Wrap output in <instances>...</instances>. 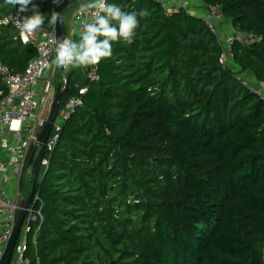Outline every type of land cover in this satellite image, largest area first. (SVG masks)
Instances as JSON below:
<instances>
[{
	"label": "trees",
	"instance_id": "16d2710c",
	"mask_svg": "<svg viewBox=\"0 0 264 264\" xmlns=\"http://www.w3.org/2000/svg\"><path fill=\"white\" fill-rule=\"evenodd\" d=\"M200 1L237 38L228 67L200 17L108 0L150 15L131 43L113 42L98 81L68 69L60 110L87 92L53 152L35 157L43 219L30 225L31 264H264V0ZM33 3L54 30L51 1ZM14 12L0 0V62L20 73L36 50L4 23ZM7 94L0 76V103Z\"/></svg>",
	"mask_w": 264,
	"mask_h": 264
},
{
	"label": "built area",
	"instance_id": "2783aa9c",
	"mask_svg": "<svg viewBox=\"0 0 264 264\" xmlns=\"http://www.w3.org/2000/svg\"><path fill=\"white\" fill-rule=\"evenodd\" d=\"M50 1L51 8L54 11L58 5L54 4L53 0ZM152 1L160 4L167 13L172 14L181 9L189 11L193 0ZM89 2L90 0L86 4ZM83 6L74 12L71 26L68 30V38L73 41L75 40V35H78L80 38L84 22H94L91 13ZM21 17L22 15H18L17 12L10 13L4 17V23L10 24L19 32L24 44H31L35 48L36 56L30 60L26 69L20 73H15L8 66L0 62V76L8 89V94L0 103V148L8 155L6 161H0V261L12 236L20 210V203L12 201L8 197L5 184L19 183L21 186L27 163H29L30 149L34 145L38 133L46 124L47 118L44 117V114L49 113L55 94L52 89L53 76L46 78V74L55 65L53 62L55 57L54 45L49 43L51 39L56 37L55 29L49 30L41 27L31 35H22L17 26V19ZM200 18L222 48L221 65L228 67L234 58L232 45L237 38L233 33L224 38L219 34V23L223 20L222 10L219 7H213ZM245 38L247 41L252 39L249 37ZM83 69L85 70L84 76L86 80L93 82L100 79L97 65L83 67ZM240 74V72H237L236 77L241 84L256 91L255 87L250 86V82L248 83ZM42 80H45V84L41 89L40 82ZM86 92V87L80 88L78 95L72 98L81 101V95H84ZM67 105L63 110L59 111L58 119L48 140L46 148L49 153L53 152L59 140L63 122L80 104L74 108H69ZM59 119L60 122H58ZM48 164V160L43 161L45 168L48 167ZM40 203V197L36 193L14 251V256L17 258L15 264H31L29 258L26 256L27 238L31 230L30 225L43 219L42 208H36Z\"/></svg>",
	"mask_w": 264,
	"mask_h": 264
},
{
	"label": "clouds",
	"instance_id": "9594fccd",
	"mask_svg": "<svg viewBox=\"0 0 264 264\" xmlns=\"http://www.w3.org/2000/svg\"><path fill=\"white\" fill-rule=\"evenodd\" d=\"M53 3L59 5L61 0H53ZM8 5L14 6L18 15L31 13L17 19V26L22 35H31L44 25L45 17L33 0H4V6ZM83 7L91 13L94 22L83 23L79 41L75 42L67 37L58 39L57 36L49 41L54 45L53 62L57 67L69 69L98 65L103 59L112 56L113 42L120 40L132 42L140 22L138 16L144 18L150 15L146 9L139 13L126 12L117 4L108 3V0H90ZM58 22L60 16L54 12L48 23ZM81 103L80 100L72 98L67 106L74 108Z\"/></svg>",
	"mask_w": 264,
	"mask_h": 264
},
{
	"label": "water",
	"instance_id": "95a60500",
	"mask_svg": "<svg viewBox=\"0 0 264 264\" xmlns=\"http://www.w3.org/2000/svg\"><path fill=\"white\" fill-rule=\"evenodd\" d=\"M82 0H63L53 11V13H57L60 16V22L55 24V33L58 39H62L64 37L68 38V31L63 19L64 11L69 8L71 5L80 2ZM62 75L64 76V83L58 86L55 90L54 100L49 111V115L46 121L45 126L43 129L38 133L37 139L34 143L32 153L29 158L28 167L31 170L32 174V188L30 193L20 204V210L18 214L17 222L13 228L12 236L9 240L5 253L0 261V264H11L13 260V255L15 248L17 246L21 230L24 224V221L27 217L28 210L33 203L34 197L36 195V186H37V176L35 171V157L39 149L45 148L47 146L48 140L52 133V130L55 126V123L58 119L61 102L63 96L69 91L70 89V72L68 69H64L63 67H59Z\"/></svg>",
	"mask_w": 264,
	"mask_h": 264
},
{
	"label": "crops",
	"instance_id": "0c3cea01",
	"mask_svg": "<svg viewBox=\"0 0 264 264\" xmlns=\"http://www.w3.org/2000/svg\"><path fill=\"white\" fill-rule=\"evenodd\" d=\"M87 1H89V0H86V2L84 4H82V6L85 5L87 3ZM191 3H192L191 9H189V11H188L190 14L197 16V17H201L207 12L206 9L203 8V3L200 0H194ZM78 8H80V7H78ZM73 14H74V12L72 14L68 15V19H69L68 23L69 24L67 25L65 22V24L67 26V31L70 29ZM64 20H65V15H64ZM219 27H220V30L225 34H228L230 32V29H229L230 23L226 24L222 20L221 23H219ZM74 38H75L74 41L78 42V40H79L78 35H75ZM81 70H82V75H84L85 70L83 69V67H81ZM7 159H8L7 153L3 149L0 148V161H6ZM0 180H1V176H0ZM5 189L7 191L8 197L12 201H17L18 203L21 204V202L24 199V192H23L24 190L21 189V186L19 185V183H17V184L16 183L5 184Z\"/></svg>",
	"mask_w": 264,
	"mask_h": 264
},
{
	"label": "rangeland",
	"instance_id": "374dc122",
	"mask_svg": "<svg viewBox=\"0 0 264 264\" xmlns=\"http://www.w3.org/2000/svg\"><path fill=\"white\" fill-rule=\"evenodd\" d=\"M85 2H86V0H82V1L77 2V3H75V4H73V5L70 6L69 10L65 14V22H66L67 25L69 24L68 23L69 22L68 15L69 14H72L73 12H75L76 9L78 7H81L82 4H84ZM223 21L227 24V21L225 19H223ZM229 29H230V32L228 34L223 33L220 29H219L218 32L224 38V37H226V36H228V35H230V34L233 33L232 32L233 31L232 28L230 27ZM51 76H53V78H52V89H53V92L55 93L56 88L64 83V76L62 75V73L60 71V68L57 67L56 65H53V69L46 74V78L51 77ZM240 76L244 77L248 81V83L249 82L251 83V81L254 82V83H256V81L254 79H252L251 77H248L247 75L244 76L243 74H240ZM250 83H249V85H250ZM44 84H45V80H42L40 82V88L41 89L44 87ZM260 92L262 94H264V88H261L260 89ZM48 115H49L48 113H45L44 114V117L45 118H48ZM58 122H60V119L58 120ZM30 173H31V171L29 170L25 174V181H26V185H27L26 191H28V189H29L28 188V184H29V180H30V176H31ZM16 260H17L16 256H13L12 264H15L16 263Z\"/></svg>",
	"mask_w": 264,
	"mask_h": 264
}]
</instances>
